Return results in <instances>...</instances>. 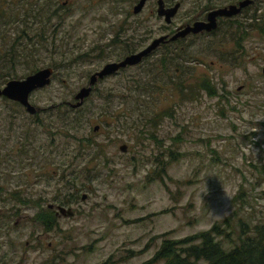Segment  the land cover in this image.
Listing matches in <instances>:
<instances>
[{"label":"rangeland","instance_id":"1","mask_svg":"<svg viewBox=\"0 0 264 264\" xmlns=\"http://www.w3.org/2000/svg\"><path fill=\"white\" fill-rule=\"evenodd\" d=\"M132 1L0 0V86L54 67L29 95L37 116L0 97V264H138L158 234L264 219V0L260 17L160 45L71 107L92 72L163 32L151 4L119 31ZM14 189L43 203L74 192V212L45 227L35 206L11 211Z\"/></svg>","mask_w":264,"mask_h":264},{"label":"trees","instance_id":"2","mask_svg":"<svg viewBox=\"0 0 264 264\" xmlns=\"http://www.w3.org/2000/svg\"><path fill=\"white\" fill-rule=\"evenodd\" d=\"M260 31L264 33V29ZM209 84L212 85L208 81L207 88L206 83L199 87L205 88L209 94H215L214 86L211 89ZM78 139L80 142L84 140ZM236 197L234 195V200ZM53 213L47 207L43 211H37L34 216L45 227H50L56 222ZM245 216L239 215L236 221L232 216H225L209 228L183 237L167 236V232L158 234L156 237L162 239L155 252L138 264H157L160 261L162 264H264V219L252 221ZM224 240L228 242L224 243ZM229 243L231 244L228 245ZM146 245L147 248L149 242ZM109 260L111 259L102 264L115 262Z\"/></svg>","mask_w":264,"mask_h":264},{"label":"flooded vegetation","instance_id":"3","mask_svg":"<svg viewBox=\"0 0 264 264\" xmlns=\"http://www.w3.org/2000/svg\"><path fill=\"white\" fill-rule=\"evenodd\" d=\"M132 2H133L132 10L130 12L125 13V17L122 21V25L120 28H118L119 31L123 32V31H126L128 29V27L129 28L133 27L131 25V22H133V21L135 22L136 27L139 24H141V19L129 21L130 16L133 14L142 13L147 6H150V4L152 6H151V8L149 7V12L151 14L155 13L156 15L162 17L163 20L165 21V24H167L162 29L163 32H161V34H159L158 36L167 35V37H170V36L174 35L175 33H180L184 28L189 26V28L185 32V34L178 35L176 38H174L172 40L160 42L154 49H152L148 54H146L141 59V61H142L145 57H147L149 54H151L160 45H165L168 43L177 42L181 39L186 38L189 35L196 36V35L214 34L216 31H218L220 29L221 24L224 21L238 20L237 16L243 15V16H250L253 18L260 17L258 14L255 13V10H253V12H252L251 9L253 7H256L257 4L259 2H261V0H133ZM139 3H140V7L136 8L139 5ZM181 12L186 14L185 15V17H186L185 21H182V22L178 23L177 25H174L172 28H169L168 26L174 21V18H176ZM198 22H201V23L198 24ZM209 26H210V28H208ZM193 28L197 29V30L194 31ZM158 36H156V37H158ZM154 38H152V40ZM124 39L126 41H128L127 36H125ZM113 40H114V38H113ZM148 44H146L145 46L141 47L140 49H138L136 51L143 49ZM136 51H133V52H136ZM130 53H132V52H130ZM47 66H51V65H47ZM121 68H124V67H121ZM121 68H119L115 72L119 71ZM53 70H54V67H53ZM115 72H113V73H115ZM52 74H53V72H52ZM25 76H23V77H25ZM23 77H8L0 87L4 86L6 81H8L9 79L23 78ZM103 78H100V79H103ZM100 79H98L97 81H99ZM93 87H94V85H93ZM92 90H93V88H92ZM0 97H6L8 99H11L5 95H0ZM11 100H13V99H11ZM13 101H16V100H13ZM16 102H18V101H16ZM18 103L20 105H22L20 102H18ZM45 108L46 107L41 106V109L38 110L37 112H29L24 107V109L29 114H31L33 116H37L41 111L45 110ZM1 190H3V187H2V189L0 188V192H2ZM10 194H11L10 196H12L13 200L17 202V206H13L11 211H15V209H20V208L21 209H23V208L29 209L30 206H35L39 209V210L37 209L38 211H43L48 207L49 209L53 210L56 217L60 215L58 213V206H65L64 203H66V201L70 203V202L75 200L74 199V196H75L74 192L68 193L64 197V199L61 198L59 200H54L52 202L45 201L44 203H43V201L45 200V198L42 196V194H39L38 196H35V197L31 196V194H33V191H31V193L29 195H27V194H25V192L22 189H14V190L10 191ZM81 197H85V195L83 194ZM31 204H33V205H31ZM67 207H70L73 210V207H71L70 205H67ZM37 210H36V212H37Z\"/></svg>","mask_w":264,"mask_h":264},{"label":"water","instance_id":"4","mask_svg":"<svg viewBox=\"0 0 264 264\" xmlns=\"http://www.w3.org/2000/svg\"><path fill=\"white\" fill-rule=\"evenodd\" d=\"M140 7V3L136 8ZM201 22H198V24ZM189 26L184 28L180 33H175L174 35L167 37V35H160L155 37L146 47L143 49L129 53L125 55L122 59L116 61L106 62L100 69L95 70L89 76L87 85L81 86L74 94V101H67L71 107L80 106L84 99L92 91L93 85L98 79L103 78L105 75L111 74L121 67L127 65L136 64L141 61V59L148 54L152 49H154L160 42L172 40L178 35H183L188 30ZM210 28V26L208 27ZM193 30H197L194 29ZM53 72L52 66H45L35 70L34 72L27 74L23 78H12L6 81L5 85L0 87V95H5L13 100L20 102L27 111L37 112L41 109V106L35 105L29 99L30 93L36 88L43 87L50 83L51 74ZM264 72V66H263ZM97 128V125L94 129ZM122 150L126 148L125 145H121ZM73 210L70 207L58 206L59 214H73Z\"/></svg>","mask_w":264,"mask_h":264},{"label":"clouds","instance_id":"5","mask_svg":"<svg viewBox=\"0 0 264 264\" xmlns=\"http://www.w3.org/2000/svg\"><path fill=\"white\" fill-rule=\"evenodd\" d=\"M261 119H264V117H262ZM256 130H258V129H256Z\"/></svg>","mask_w":264,"mask_h":264}]
</instances>
